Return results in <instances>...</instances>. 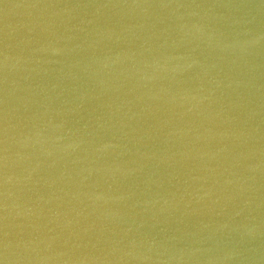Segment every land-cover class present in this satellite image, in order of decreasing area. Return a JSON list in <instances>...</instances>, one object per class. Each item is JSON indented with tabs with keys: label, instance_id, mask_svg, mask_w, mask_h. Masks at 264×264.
<instances>
[{
	"label": "water",
	"instance_id": "95a60500",
	"mask_svg": "<svg viewBox=\"0 0 264 264\" xmlns=\"http://www.w3.org/2000/svg\"><path fill=\"white\" fill-rule=\"evenodd\" d=\"M0 264H264V0H0Z\"/></svg>",
	"mask_w": 264,
	"mask_h": 264
}]
</instances>
